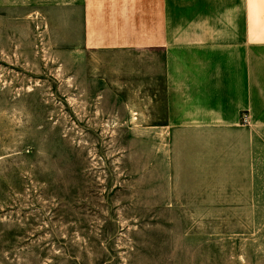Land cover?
<instances>
[{"label": "rangeland", "instance_id": "rangeland-1", "mask_svg": "<svg viewBox=\"0 0 264 264\" xmlns=\"http://www.w3.org/2000/svg\"><path fill=\"white\" fill-rule=\"evenodd\" d=\"M236 2L249 16V0L89 5L112 24L128 13L137 40L149 11L153 32L162 24L172 43L191 37L198 16ZM5 11L0 264H264V218L205 220L195 189L172 164L168 135L150 110L162 80L148 81L142 49L84 52L77 6ZM153 54L157 75L162 55Z\"/></svg>", "mask_w": 264, "mask_h": 264}, {"label": "crops", "instance_id": "crops-1", "mask_svg": "<svg viewBox=\"0 0 264 264\" xmlns=\"http://www.w3.org/2000/svg\"><path fill=\"white\" fill-rule=\"evenodd\" d=\"M90 1L0 0V16L23 4L77 6L84 52L142 49L148 81L161 79L163 86L162 97L150 100L156 106L150 109L156 110L153 126L168 135L170 160L177 171L183 169L187 189H195L204 219L242 218L255 224L264 218L263 0H249V16L245 3L214 7L212 18L193 20L191 37L172 43L162 24L153 32L149 11L137 40L128 13L112 24L105 12H91ZM154 49L162 55L157 75ZM243 112L250 117L247 126L240 124Z\"/></svg>", "mask_w": 264, "mask_h": 264}, {"label": "built area", "instance_id": "built-area-1", "mask_svg": "<svg viewBox=\"0 0 264 264\" xmlns=\"http://www.w3.org/2000/svg\"><path fill=\"white\" fill-rule=\"evenodd\" d=\"M241 117H240V124L243 125V126H247L249 125L250 123V117L247 113L243 112L240 114Z\"/></svg>", "mask_w": 264, "mask_h": 264}]
</instances>
